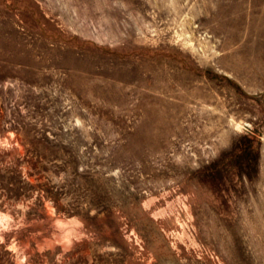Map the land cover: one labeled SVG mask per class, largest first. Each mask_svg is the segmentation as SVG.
I'll list each match as a JSON object with an SVG mask.
<instances>
[{
	"label": "rangeland",
	"instance_id": "rangeland-1",
	"mask_svg": "<svg viewBox=\"0 0 264 264\" xmlns=\"http://www.w3.org/2000/svg\"><path fill=\"white\" fill-rule=\"evenodd\" d=\"M0 264H264V0H0Z\"/></svg>",
	"mask_w": 264,
	"mask_h": 264
}]
</instances>
